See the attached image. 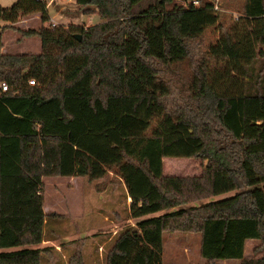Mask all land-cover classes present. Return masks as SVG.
<instances>
[{
  "label": "trees",
  "instance_id": "obj_1",
  "mask_svg": "<svg viewBox=\"0 0 264 264\" xmlns=\"http://www.w3.org/2000/svg\"><path fill=\"white\" fill-rule=\"evenodd\" d=\"M180 1L74 0L100 19L86 27L51 25L47 0L0 7L7 27L30 14L41 23L19 31L38 37L37 54L0 53V264L48 255L36 247L48 225L42 177L112 171L134 223L114 234L103 264H161L165 232L199 234L205 264H264V253L243 258L246 240L264 248V0L242 1L195 67L192 91L168 108L170 65L219 17L208 2ZM162 158L202 168L165 175Z\"/></svg>",
  "mask_w": 264,
  "mask_h": 264
},
{
  "label": "rangeland",
  "instance_id": "obj_2",
  "mask_svg": "<svg viewBox=\"0 0 264 264\" xmlns=\"http://www.w3.org/2000/svg\"><path fill=\"white\" fill-rule=\"evenodd\" d=\"M15 1L16 0H0V7L8 8ZM242 1L243 0H219L220 10L218 11L219 17L217 24L206 28L198 37L190 42L189 54L187 57L170 65L169 79H166V81L169 80L170 82L169 95L166 100L168 108H171L175 103H178L180 99L184 98L186 94L192 91L195 67L199 62H202V60L205 61L207 58L206 48L208 45L213 44L219 37L221 34V27H226L230 21L235 19ZM173 2L181 4L180 0H173ZM47 5L48 22L51 25L63 27L76 25L86 27L100 21L95 13L83 14L82 10L85 7L79 8L74 3V0H47L46 6ZM170 6L171 5H168L167 8ZM4 23L6 25L2 28L5 33L2 38L4 39V46L7 53L19 54V51L23 50L25 53L22 54L29 55L39 52V39L35 36H29L22 40V36L19 32L24 29H37L41 26L38 16L34 17V14L21 16L11 24L10 27H7V22ZM19 44L22 49H18ZM153 126L154 122H151L150 128ZM162 163L163 173L171 176L198 175L202 168V163L198 158H165L162 160ZM115 183V178H113L112 175H107L100 181H89L86 178L75 176L71 178H60L55 176L42 177L39 191L45 206V214L48 215V217H46L48 221L46 233H50L54 237L56 243H58L60 240L59 235L67 231L69 235L71 231H74V233H77L79 236H81L82 230L84 232L86 231L87 234L90 235L89 241L92 239L94 246L96 245L94 249H96L97 253L99 252V256L95 261L96 264H103V257L107 248L110 246V239L113 238L114 234L120 228L133 225L134 223V220H132V224L125 222L130 216L123 205V201L119 198L120 202L116 207V214L110 209H101L103 206L100 205L101 203L99 201L95 204L97 198L94 194L95 190L106 188L107 186H115ZM233 193L234 191H230L214 195L206 200L220 199ZM79 204L82 205V209ZM80 212L82 213L80 218L73 219L71 217V215L79 214ZM51 213L54 215L49 216ZM57 213L61 214V217L58 218L56 215ZM103 217L112 220L113 223L116 224L113 230L109 229V223L103 221ZM89 219L91 220L90 222H88ZM256 244L257 241H252L246 245L244 244L245 258L259 257L264 253V248H261L258 252H252V248ZM198 249L199 234L165 232L162 234L160 262L161 264H205V259L199 255ZM75 263V260L69 261L66 258V264ZM39 264H48L47 259L41 256ZM215 264H239V260H218Z\"/></svg>",
  "mask_w": 264,
  "mask_h": 264
},
{
  "label": "crops",
  "instance_id": "obj_3",
  "mask_svg": "<svg viewBox=\"0 0 264 264\" xmlns=\"http://www.w3.org/2000/svg\"><path fill=\"white\" fill-rule=\"evenodd\" d=\"M46 9H48V5L46 6ZM35 16H38V15L34 14V17ZM22 21H25V20H22ZM5 25L6 24L0 20V44H1L0 53L12 54V53H7L6 48L4 46L5 42H4V39L2 38L3 34L5 33L2 27ZM25 38L26 37L22 36V40H24ZM20 46L21 45L19 44L18 49L21 48ZM22 53H25V51L20 50L19 54H22ZM16 54H18V53H16ZM163 159H165V158H162V160ZM108 174L112 175V173H110V172ZM72 177H74V176H72ZM75 177H77V176H75ZM60 178H71V177H60ZM101 180H103V179H101ZM97 181H100V180H97ZM116 191H117V193H116ZM94 194L97 197L95 200V204L97 203V201H99L101 203L100 205L103 206V208H101V209H110L113 211V213H115L116 207L119 205L120 200H122L124 207L128 211L130 199L127 196L125 197L122 195V192L119 189L118 184H116L115 186H107L106 188H102V189H96ZM79 205H80V208L82 209V205L81 204H79ZM79 205H78V207H79ZM81 209H80V211H81ZM171 210H173V209H169V211H171ZM42 212L45 214V206L43 204V200H42ZM45 215H47V214H45ZM56 215L58 216V218L61 217V214H59V213H57ZM81 215H82V213L80 212L79 214L71 215V217L73 219H75L78 217L80 218ZM115 218H117V217H115ZM90 221L91 220L89 219L88 222H90ZM103 221H107V223H109L108 224L109 229H111V230H113V228L116 226V224H114L112 220H108V218H106V217H103ZM125 222H129L130 224L133 223L131 218L126 219ZM67 232L59 235L60 240L58 241V243H56L54 237H51L52 235L47 234L46 236H43L42 241L38 244V246H36L38 248H42L45 246L50 247V249L48 251V255H44L45 259H47L48 264H66V258L69 261L75 260V262H76L75 264H96L95 261H96L97 257L99 256L98 255L99 252L97 253L96 249H94V248H96V245L94 246L92 239L89 241L90 235L87 234L86 231L84 232L83 230H82L81 236L77 235V233H74V231H71L70 235ZM74 234H75V236H74ZM51 238H53V239H51ZM252 241H255V240H246L244 244L246 245L247 243H250ZM243 258H245V247L243 249ZM248 258H258V257L255 256V257H248Z\"/></svg>",
  "mask_w": 264,
  "mask_h": 264
},
{
  "label": "built area",
  "instance_id": "obj_4",
  "mask_svg": "<svg viewBox=\"0 0 264 264\" xmlns=\"http://www.w3.org/2000/svg\"><path fill=\"white\" fill-rule=\"evenodd\" d=\"M219 0H203L199 2L198 0H190L189 3L195 7L202 6L205 2H208L211 4V9L215 12L219 11ZM28 85H33L34 80L33 79H27L26 80ZM7 89V85L4 82H0V90L5 91Z\"/></svg>",
  "mask_w": 264,
  "mask_h": 264
},
{
  "label": "water",
  "instance_id": "obj_5",
  "mask_svg": "<svg viewBox=\"0 0 264 264\" xmlns=\"http://www.w3.org/2000/svg\"><path fill=\"white\" fill-rule=\"evenodd\" d=\"M79 38V36L77 35V39Z\"/></svg>",
  "mask_w": 264,
  "mask_h": 264
}]
</instances>
